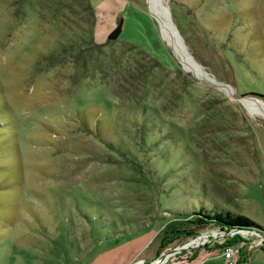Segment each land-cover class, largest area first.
Returning <instances> with one entry per match:
<instances>
[{
	"label": "rangeland",
	"instance_id": "374dc122",
	"mask_svg": "<svg viewBox=\"0 0 264 264\" xmlns=\"http://www.w3.org/2000/svg\"><path fill=\"white\" fill-rule=\"evenodd\" d=\"M214 207L264 264V0H0V264H228Z\"/></svg>",
	"mask_w": 264,
	"mask_h": 264
},
{
	"label": "trees",
	"instance_id": "16d2710c",
	"mask_svg": "<svg viewBox=\"0 0 264 264\" xmlns=\"http://www.w3.org/2000/svg\"><path fill=\"white\" fill-rule=\"evenodd\" d=\"M94 15L95 18H97L95 10H94ZM123 24H124V19L120 18L118 20L117 25L108 35V42L119 39L123 31ZM4 142L5 144H8V142L6 141ZM194 215L195 217H193V219L184 221V223L180 225V226L183 225L188 226L189 224H193L194 225L193 229L190 231L187 230L186 232L182 231L181 232L182 235L179 234L174 235L175 239L180 237H182V239L187 237H190L191 239H197L201 236L199 234V228H201L203 225H209V224H214L216 226H219L224 234L222 238L219 237L220 243H218L219 244L218 247L215 249H209L206 252L204 256V261H206L208 258L212 256H215L217 252L219 253L223 252V250L227 246L234 245L235 243H237L240 239L243 238L241 236L243 232L253 231V229H261L260 225H258L253 219L249 218L248 216H245L243 214L233 213L229 210H222L218 207H214L213 210L201 209L199 212L194 213ZM176 229H178V231ZM175 230L176 232L179 233V230L181 229L179 227H175L172 230V232H174ZM262 249L264 250V248ZM171 257L172 255L167 257V261L169 262V264H191L192 262L195 261L196 258L195 256L186 254V257L180 260H177L175 258L169 261Z\"/></svg>",
	"mask_w": 264,
	"mask_h": 264
},
{
	"label": "bare ground",
	"instance_id": "6f19581e",
	"mask_svg": "<svg viewBox=\"0 0 264 264\" xmlns=\"http://www.w3.org/2000/svg\"><path fill=\"white\" fill-rule=\"evenodd\" d=\"M186 60H187V64H188V66L190 67V68H192L193 70H194V72L197 74V75H199V76H201L202 78H204V79H206V80H209L210 79V76L205 72V71H203L197 64H195L193 61H192V59H190V58H188V57H186ZM221 85V84H220ZM221 87H223L224 89H229V87L227 86V88H226V86L225 85H221ZM244 100H245V98L244 99H241V101L244 103ZM256 110H262V108L259 106V105H257V104H253L252 105ZM209 238H207L206 240H208ZM200 243H202V241L201 240H194V241H191L189 244H187L185 247H188V246H190V245H194V244H200Z\"/></svg>",
	"mask_w": 264,
	"mask_h": 264
},
{
	"label": "built area",
	"instance_id": "2783aa9c",
	"mask_svg": "<svg viewBox=\"0 0 264 264\" xmlns=\"http://www.w3.org/2000/svg\"><path fill=\"white\" fill-rule=\"evenodd\" d=\"M216 237L217 236H214L213 238H216ZM209 240H211L210 237L207 240V242ZM203 243H205V242H203ZM200 244H202V243H200ZM238 253H239V249H238V247H236L234 245H229L223 250L224 257L226 258L227 262H229L228 264H234L235 258L238 255Z\"/></svg>",
	"mask_w": 264,
	"mask_h": 264
},
{
	"label": "crops",
	"instance_id": "0c3cea01",
	"mask_svg": "<svg viewBox=\"0 0 264 264\" xmlns=\"http://www.w3.org/2000/svg\"><path fill=\"white\" fill-rule=\"evenodd\" d=\"M96 23H97V18H96ZM96 25V24H95Z\"/></svg>",
	"mask_w": 264,
	"mask_h": 264
},
{
	"label": "water",
	"instance_id": "95a60500",
	"mask_svg": "<svg viewBox=\"0 0 264 264\" xmlns=\"http://www.w3.org/2000/svg\"><path fill=\"white\" fill-rule=\"evenodd\" d=\"M220 85V84H219Z\"/></svg>",
	"mask_w": 264,
	"mask_h": 264
}]
</instances>
